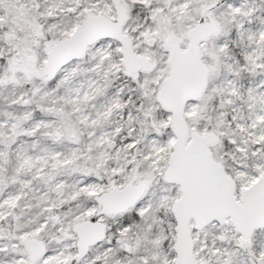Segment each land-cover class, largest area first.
I'll return each mask as SVG.
<instances>
[{"label": "snow or ice", "instance_id": "1", "mask_svg": "<svg viewBox=\"0 0 264 264\" xmlns=\"http://www.w3.org/2000/svg\"><path fill=\"white\" fill-rule=\"evenodd\" d=\"M0 264H264V0H0Z\"/></svg>", "mask_w": 264, "mask_h": 264}]
</instances>
